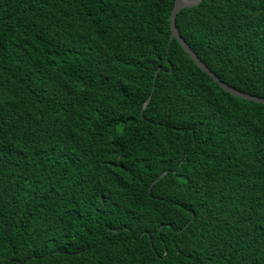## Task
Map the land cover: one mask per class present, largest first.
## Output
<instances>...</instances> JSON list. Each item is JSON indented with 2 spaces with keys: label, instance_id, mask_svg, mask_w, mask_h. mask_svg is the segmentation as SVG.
<instances>
[{
  "label": "trees",
  "instance_id": "obj_1",
  "mask_svg": "<svg viewBox=\"0 0 264 264\" xmlns=\"http://www.w3.org/2000/svg\"><path fill=\"white\" fill-rule=\"evenodd\" d=\"M173 2L0 0V264H264V103ZM175 23L264 97V0Z\"/></svg>",
  "mask_w": 264,
  "mask_h": 264
},
{
  "label": "water",
  "instance_id": "obj_2",
  "mask_svg": "<svg viewBox=\"0 0 264 264\" xmlns=\"http://www.w3.org/2000/svg\"><path fill=\"white\" fill-rule=\"evenodd\" d=\"M200 0H174L173 2V6L171 8V12H170V35H169V39L171 40L173 37H175L179 43L182 45V47L189 53V55L191 56V58L196 62V64L202 68L205 72H207L211 78L216 81L223 89L237 95L240 96L242 98L245 99H252L254 101H258V102H262L264 103V97L262 96H257V95H253L251 93L239 90L229 84H227L225 81L221 80L212 70H210L208 68V66L197 56V54L195 53V51H193L190 46L185 42V40L183 39V37L179 34L178 28L176 26L175 23V16L177 14V12L185 7V6H191V5H195L199 2ZM158 70V69H157ZM155 71V75L156 72ZM150 96L147 98L146 102L149 100ZM164 173V172H163ZM161 173L160 176L163 174Z\"/></svg>",
  "mask_w": 264,
  "mask_h": 264
}]
</instances>
